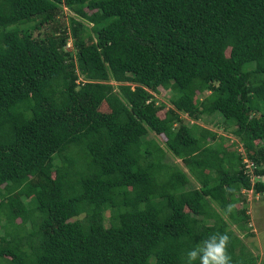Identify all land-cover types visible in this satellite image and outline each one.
<instances>
[{
	"label": "trees",
	"instance_id": "trees-1",
	"mask_svg": "<svg viewBox=\"0 0 264 264\" xmlns=\"http://www.w3.org/2000/svg\"><path fill=\"white\" fill-rule=\"evenodd\" d=\"M242 189L264 194V0H0V264H186L213 233L264 264L228 227L253 236Z\"/></svg>",
	"mask_w": 264,
	"mask_h": 264
},
{
	"label": "rangeland",
	"instance_id": "rangeland-1",
	"mask_svg": "<svg viewBox=\"0 0 264 264\" xmlns=\"http://www.w3.org/2000/svg\"><path fill=\"white\" fill-rule=\"evenodd\" d=\"M72 16L77 19V17L65 7H61V10L56 15L57 22L53 23L54 29H63L66 28L68 17ZM89 26V24H86ZM67 29V28H66ZM64 49L66 51H72L73 48L71 45V39L67 38L66 44L64 45ZM36 53V51H34ZM115 85L114 82H112ZM116 90V88H115ZM152 98L155 105L158 107L156 114L158 117H163L164 111L170 107L168 102V96L170 95L169 90L164 89L162 87H157L155 92H152ZM205 94H207L206 90H202L201 92H195L193 99H200ZM162 104V107L159 105ZM99 110L106 111L107 108L104 104H100ZM179 116L183 120V122L189 126L191 124L198 125L199 127H203L205 129L211 130L215 133V140L213 143L221 142L223 146H225L228 150H234L235 153H241L243 149L240 146L237 137L232 135L231 126L224 127L223 121L217 114H209L203 113L199 115V117L195 120L189 118L182 112H178ZM224 127V128H223ZM197 132V130H196ZM143 139H152L154 140L163 150L164 157L162 158V162L165 164L175 165L182 171L186 172L189 177V185H186V188L191 186L196 187L197 184L191 179L190 175L187 173L185 168V161L183 159H178L166 148L164 144V136L162 134H154L151 131H147L146 135H144ZM217 173H220L217 170ZM239 201L235 204V207L245 208V213L247 214V220L244 222V225L249 228V232L253 233V236H245L243 235V231H240L237 227H234L232 224H229L228 227L236 233V235L242 236L244 242H246V247L252 254L261 256L264 253V194H255L250 190H241L239 192ZM107 212H104L101 216L104 217L106 221Z\"/></svg>",
	"mask_w": 264,
	"mask_h": 264
},
{
	"label": "clouds",
	"instance_id": "clouds-1",
	"mask_svg": "<svg viewBox=\"0 0 264 264\" xmlns=\"http://www.w3.org/2000/svg\"><path fill=\"white\" fill-rule=\"evenodd\" d=\"M233 206L229 205L227 212H231ZM230 237L227 233H213L203 239L199 244L188 250L186 264H231V256L228 253Z\"/></svg>",
	"mask_w": 264,
	"mask_h": 264
},
{
	"label": "crops",
	"instance_id": "crops-1",
	"mask_svg": "<svg viewBox=\"0 0 264 264\" xmlns=\"http://www.w3.org/2000/svg\"><path fill=\"white\" fill-rule=\"evenodd\" d=\"M233 226H234V225H233ZM238 237H239V238H242V236H239V235H238ZM241 240H242V242H244L243 239H241ZM244 244H245V246H246V242H244ZM250 252H251V251H250ZM262 254H263V253H262ZM262 254H261V255H262ZM253 255H254V254H253ZM257 256H258V255H257ZM259 257H260V256H259Z\"/></svg>",
	"mask_w": 264,
	"mask_h": 264
},
{
	"label": "built area",
	"instance_id": "built-area-1",
	"mask_svg": "<svg viewBox=\"0 0 264 264\" xmlns=\"http://www.w3.org/2000/svg\"><path fill=\"white\" fill-rule=\"evenodd\" d=\"M247 165H248V166H250V165H251V163H249V162H248V164H247Z\"/></svg>",
	"mask_w": 264,
	"mask_h": 264
}]
</instances>
